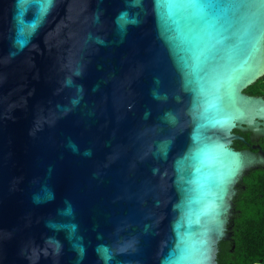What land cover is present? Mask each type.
<instances>
[{"label":"water","instance_id":"obj_1","mask_svg":"<svg viewBox=\"0 0 264 264\" xmlns=\"http://www.w3.org/2000/svg\"><path fill=\"white\" fill-rule=\"evenodd\" d=\"M263 76L264 0H0V264H218Z\"/></svg>","mask_w":264,"mask_h":264},{"label":"trees","instance_id":"obj_2","mask_svg":"<svg viewBox=\"0 0 264 264\" xmlns=\"http://www.w3.org/2000/svg\"><path fill=\"white\" fill-rule=\"evenodd\" d=\"M245 92L264 97V76ZM234 147L243 149L244 144L236 140ZM242 185L234 198L231 236L220 243L218 264H264V167L250 171Z\"/></svg>","mask_w":264,"mask_h":264},{"label":"flooded vegetation","instance_id":"obj_3","mask_svg":"<svg viewBox=\"0 0 264 264\" xmlns=\"http://www.w3.org/2000/svg\"><path fill=\"white\" fill-rule=\"evenodd\" d=\"M236 133L244 137V140L238 139L244 144V148L243 149H250V150H252V151H254L256 153H258V151L260 149L262 151H264V136L252 138V136L254 135L252 132L236 131ZM235 141L236 140H234V142ZM233 145H234V143H233ZM242 183H243V181L240 183V185L238 187V192H239L240 189H244L245 188V186L242 185ZM238 192H237V194H238Z\"/></svg>","mask_w":264,"mask_h":264}]
</instances>
